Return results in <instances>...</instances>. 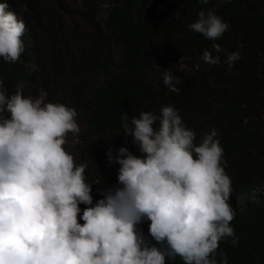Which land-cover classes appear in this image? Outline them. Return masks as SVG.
<instances>
[{"label":"trees","instance_id":"obj_1","mask_svg":"<svg viewBox=\"0 0 264 264\" xmlns=\"http://www.w3.org/2000/svg\"><path fill=\"white\" fill-rule=\"evenodd\" d=\"M45 1L0 0V93L39 83L52 101L62 81L85 114L84 150L91 138L122 143L136 131L149 145L157 140L158 154L182 159L175 175L182 185L148 206L114 183L103 157L95 159L96 176L111 186L101 189L103 204H88L96 227L78 223L76 252L88 264H264V0H115L110 26L119 59L93 0L83 11L53 0L47 20ZM136 2L162 6L145 18L127 8ZM69 17L75 23L67 28ZM77 18L97 35L91 68L101 80L81 73L87 51L77 48ZM63 122L74 130L70 117ZM31 158L41 160L35 152ZM59 159L71 155L59 152ZM75 198L73 190L29 182L1 200L29 230L0 264H49L45 217Z\"/></svg>","mask_w":264,"mask_h":264},{"label":"clouds","instance_id":"obj_2","mask_svg":"<svg viewBox=\"0 0 264 264\" xmlns=\"http://www.w3.org/2000/svg\"><path fill=\"white\" fill-rule=\"evenodd\" d=\"M167 5L168 3L163 4V6ZM90 6L97 13L95 18L101 22V28L105 35L110 38L114 58L119 59L122 47L117 41L114 27L110 26V15L113 11L119 10L117 9L118 4L115 0H93ZM161 6V4L156 3H146L143 5L136 2L127 8L133 7L147 18V15L150 16L151 10ZM103 7L105 9L104 12L102 10ZM84 9L85 0H82V9L80 10L83 11ZM16 24L19 29V17ZM86 24L92 29L95 35L93 42H96L97 35L94 29L87 22ZM98 46L101 49L104 48L102 42ZM87 78L90 79L91 77ZM37 85L39 83H33L29 87ZM60 86L57 98L52 101L47 100L42 92L41 95L45 103L44 107L59 123H64L63 119L70 117L72 120V128H74V114L81 115V120H85V114L78 112L72 104L71 110L68 112L65 111L69 97H71L72 103V95L68 93V89L62 81H60ZM24 88L27 87L21 86L11 92L0 93V99L6 97L13 100L16 96L19 98V95L22 99V90ZM63 88L65 90L64 94L62 93ZM58 98L64 99L63 102L56 101ZM24 104L31 115L36 114L34 108L30 107L28 103ZM67 127L69 128L68 125ZM145 136L140 132L126 131L122 143H112L113 137L110 135L104 138L94 137L89 140L91 142L87 146L85 145V148L87 150L93 149L95 159L103 157L102 165L108 168V170L113 169L112 175L114 183L127 190L130 193L131 199L137 198L143 206H148L157 199L170 197L173 190L182 185L181 179L175 181V175L177 174L182 159L181 154L170 151H167L166 154H158L157 140L152 141L149 145ZM99 140L102 141L100 146H98ZM106 140L110 141L105 143ZM109 143L112 144L107 148L106 145ZM0 147L2 148L1 144ZM60 152L69 154L62 149ZM35 153L41 157L39 153ZM32 155L33 153L24 163L18 164L20 160L14 159L13 164H7L5 166V171L0 174V201L12 198L24 184L29 182L60 186L67 190H73L76 193V198L68 206L54 208L45 217V240L41 247H46L52 254L53 259L49 264H88L89 257L76 252L79 241L77 234L78 223H85L89 226L96 227L92 225L95 222L87 215L86 208L90 203L96 205L103 204L104 200L100 197L101 189L106 186L110 187L111 184L106 180L102 181L100 176H96L95 160L88 162L85 160L82 161L81 159V165H78L75 171H70L64 169V166L60 163L66 162L71 164L72 159H60L57 161L59 163L58 167L53 161H48L54 167L47 168L45 164L48 162L41 165L42 158L41 160H34L31 158ZM0 159L2 160L0 161L1 163L5 158L1 157ZM201 165L209 167V164L206 162H201ZM210 168L212 167L210 166ZM210 190L214 199L221 200L224 194L219 189L211 187ZM233 199H235L234 194ZM190 204L191 201L185 197L182 204L183 208H188ZM129 224L136 227V220L131 219ZM28 230L29 225L27 222L12 214L6 206H0V260L6 257L5 252L23 245Z\"/></svg>","mask_w":264,"mask_h":264},{"label":"rangeland","instance_id":"obj_3","mask_svg":"<svg viewBox=\"0 0 264 264\" xmlns=\"http://www.w3.org/2000/svg\"><path fill=\"white\" fill-rule=\"evenodd\" d=\"M71 10L82 9V0H66ZM54 6L53 0H46L42 5L43 19H48V11ZM104 12V7L102 8ZM80 36L77 48L84 47L87 51L86 58L83 62L86 63L83 75L86 77H95L101 80L102 77H97L94 70L91 68L94 49L92 48L95 42V35L92 29L86 24L84 20H79ZM75 21L72 18L67 19L66 27L69 28ZM95 50H101L97 45ZM60 84V82H59ZM59 93V91H58ZM57 93V94H58ZM62 93H65L63 88ZM42 86L39 84L34 87H27L22 90L21 96L14 97L13 100L2 97L0 99V158L4 157L3 162L0 163V174L5 171L7 164H13L14 159H19L20 163H24L33 152L41 155V165L53 161L58 167L60 150H64L72 155L71 164L61 162L64 169L75 171L78 165H81V159L92 162L95 160L93 149L84 150L81 136L83 130L87 125L82 123L81 115L74 114V130L70 131L66 124L59 123L54 119L53 115L45 109L44 99L42 97ZM28 103L30 107L36 110V114L31 113L26 109L24 103ZM71 97L67 102L65 111L71 110ZM10 119V120H9ZM48 137L50 140L48 141ZM110 140H106L108 143ZM88 141L85 143L87 146ZM5 150V152H4ZM44 155V158H43ZM0 161H2L0 159ZM22 167V166H21ZM45 167H54L52 163H46Z\"/></svg>","mask_w":264,"mask_h":264}]
</instances>
